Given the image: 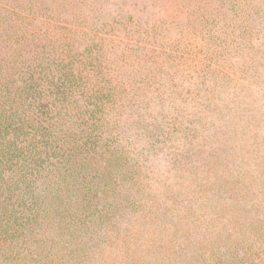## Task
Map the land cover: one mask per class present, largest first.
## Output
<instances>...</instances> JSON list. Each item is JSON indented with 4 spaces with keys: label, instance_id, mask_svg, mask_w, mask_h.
<instances>
[{
    "label": "rangeland",
    "instance_id": "rangeland-1",
    "mask_svg": "<svg viewBox=\"0 0 264 264\" xmlns=\"http://www.w3.org/2000/svg\"><path fill=\"white\" fill-rule=\"evenodd\" d=\"M0 264H264V0H0Z\"/></svg>",
    "mask_w": 264,
    "mask_h": 264
}]
</instances>
